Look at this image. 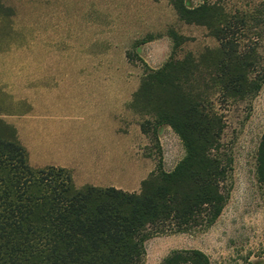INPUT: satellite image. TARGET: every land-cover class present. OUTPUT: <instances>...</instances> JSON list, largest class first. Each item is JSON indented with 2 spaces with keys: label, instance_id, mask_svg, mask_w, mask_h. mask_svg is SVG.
<instances>
[{
  "label": "trees",
  "instance_id": "trees-1",
  "mask_svg": "<svg viewBox=\"0 0 264 264\" xmlns=\"http://www.w3.org/2000/svg\"><path fill=\"white\" fill-rule=\"evenodd\" d=\"M168 2L181 22L207 28L219 48L199 58L172 55L149 70L130 107L141 100L157 105L156 126L178 136L183 159L171 172L159 167L139 193L77 188L70 171L32 168L17 133L0 120V264H142L153 235L210 228L223 214L232 157L223 149L225 124L209 91L222 103L261 91L264 64L240 37L264 28V9L228 13L218 0L195 8L186 0ZM170 35L176 50L179 38ZM194 83L206 90H194ZM257 166L264 187V134ZM161 264L212 262L201 251L183 250Z\"/></svg>",
  "mask_w": 264,
  "mask_h": 264
},
{
  "label": "crops",
  "instance_id": "crops-1",
  "mask_svg": "<svg viewBox=\"0 0 264 264\" xmlns=\"http://www.w3.org/2000/svg\"><path fill=\"white\" fill-rule=\"evenodd\" d=\"M77 11L76 20L62 15ZM37 13L36 26L25 27V114L15 123L30 166L70 171L77 188L138 193L157 165L143 156L145 135L130 109L141 72L129 54L136 48L155 68L167 62L173 7L162 0H85L73 8L39 3Z\"/></svg>",
  "mask_w": 264,
  "mask_h": 264
},
{
  "label": "rangeland",
  "instance_id": "rangeland-1",
  "mask_svg": "<svg viewBox=\"0 0 264 264\" xmlns=\"http://www.w3.org/2000/svg\"><path fill=\"white\" fill-rule=\"evenodd\" d=\"M83 1L0 0V120L14 129L17 136L15 123L20 124L25 114V102L21 100L22 82L25 79V27L29 24L36 26L39 3L73 8L81 6ZM204 1L186 0V3L188 7L195 8ZM218 1L228 13L264 9V0ZM62 15L65 20H76L74 17H81L82 14L77 11ZM175 16L177 19L166 33L172 43L168 60L172 55L182 59L187 54L199 58L207 50L219 48V42L207 28L186 25L179 20L176 12ZM171 32H175L179 38L180 45L176 50ZM240 39L242 46L257 48L264 64V28L247 32ZM128 61L135 73L141 72V84L149 70L161 69L166 64L155 68L153 66L157 62L151 61L150 66L136 48L129 54ZM137 78L135 75L126 79ZM191 87L198 91L206 90L203 84L194 83ZM209 94L213 96L215 110L223 117L225 124L223 149L232 157V170L226 184V207L210 228L187 234L153 235L145 243L146 254L142 264H161L171 253L183 250L201 251L212 264H264V187L257 175V154L264 134V86L257 95L240 102L222 103L214 97L212 90ZM157 108V105L141 100L140 104L130 109L137 116L136 121L139 120V124L144 125L148 132L145 135L147 146L142 148L143 156L157 165V171L161 167L171 172L185 152L180 139L169 126H156L154 112Z\"/></svg>",
  "mask_w": 264,
  "mask_h": 264
}]
</instances>
